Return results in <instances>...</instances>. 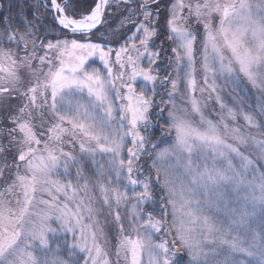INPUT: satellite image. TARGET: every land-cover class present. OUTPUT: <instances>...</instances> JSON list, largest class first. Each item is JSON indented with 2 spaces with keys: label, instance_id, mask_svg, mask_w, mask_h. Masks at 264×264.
<instances>
[{
  "label": "snow or ice",
  "instance_id": "6c2138e0",
  "mask_svg": "<svg viewBox=\"0 0 264 264\" xmlns=\"http://www.w3.org/2000/svg\"><path fill=\"white\" fill-rule=\"evenodd\" d=\"M0 23V264H264V0H32Z\"/></svg>",
  "mask_w": 264,
  "mask_h": 264
},
{
  "label": "rangeland",
  "instance_id": "374dc122",
  "mask_svg": "<svg viewBox=\"0 0 264 264\" xmlns=\"http://www.w3.org/2000/svg\"><path fill=\"white\" fill-rule=\"evenodd\" d=\"M164 61H165V60H164ZM166 61H167V60H166ZM167 63H168V61H167ZM96 65H97V66H100V65H99V61H96ZM161 68L164 69V66H161ZM115 71H116V70L114 69V72H115ZM168 71L171 72V69H168ZM105 74H106V73H105ZM3 75H4V73L0 72V76H3ZM160 75H163V73H160ZM197 81H198V88H199V86H201V85H202V82H203L202 73H201L200 71L197 72ZM143 84H144V81H143V80H141V79H138V80H137V85H138V86H139V85H143ZM245 94L248 95V98H249V101H250V102L255 103L254 93H248V90L245 89ZM193 95H194L197 99H199V97H200V93H199V91H197V92L194 93ZM211 103H212V106H213V107H216V110L219 111L218 106H215L214 101H212ZM188 107H189V108L191 107L190 104L188 105ZM205 111H208V110L206 109ZM211 118L215 119L216 117H215V116H212ZM238 122H239L240 124H244V122H243L242 119H241L240 121H238ZM229 123H231V121H229ZM59 172H60V173H63V168H62V167L59 169ZM53 175L56 176L57 174H56V173H53ZM58 178L61 179V180L65 179L62 175H60ZM53 191H54V190H53ZM22 192H23L22 189H20V188H16L14 192H10V193H6V194H5L7 199L12 200L13 203H12L11 207H12L13 209H18L19 205H17V204L15 203V201H16L17 198H19V199H21V200L23 199ZM0 193H4V188L0 187ZM70 194H71V193H70ZM97 194H98V193H97ZM37 195H38V196H39V195H42L44 198H49V197L47 196V193H39V192H38ZM57 195H58V197H59L61 200H63V197L60 196V194H57ZM79 195L82 196V195H84V193H79ZM69 206H70V208H74V207H75V205L72 204L71 202H69ZM33 219H35V218H33ZM261 224H262V221H261L260 216H259V209H257V216H256V218H255V226H256L257 228H259V227H261ZM2 226H7L9 229H11V224H5V225H2ZM38 226H39V222L37 221V223L34 224L33 227H34V228H37ZM53 226H54V227H58V225L55 223V221H53ZM57 238H59V239H67L69 242H71V241L73 240V237H72L71 234H67V235H66V234H64V233H59ZM110 241H111L112 244H115V234H114V233H112V234L110 235ZM106 250H108V249H106ZM110 250L112 251L113 254L109 257V259H110V261H114V260H115V255H114V251H115V250H114V249H110ZM145 260H146V258H145Z\"/></svg>",
  "mask_w": 264,
  "mask_h": 264
},
{
  "label": "trees",
  "instance_id": "16d2710c",
  "mask_svg": "<svg viewBox=\"0 0 264 264\" xmlns=\"http://www.w3.org/2000/svg\"><path fill=\"white\" fill-rule=\"evenodd\" d=\"M31 3L32 0H0V4L4 5L3 9H0V17L11 15L16 17L22 10L27 9L29 16H31ZM8 4H11V9L8 8ZM46 19L51 22V17L47 16ZM18 24V22H17ZM0 27H3V23H0ZM167 59L161 64V66L167 65ZM163 73V71L161 72ZM164 74V73H163ZM157 135L159 132L157 131Z\"/></svg>",
  "mask_w": 264,
  "mask_h": 264
}]
</instances>
